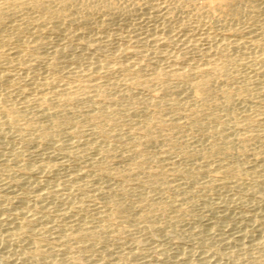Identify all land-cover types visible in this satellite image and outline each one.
<instances>
[{"label":"rangeland","instance_id":"obj_1","mask_svg":"<svg viewBox=\"0 0 264 264\" xmlns=\"http://www.w3.org/2000/svg\"><path fill=\"white\" fill-rule=\"evenodd\" d=\"M118 1L0 27V264H264V0Z\"/></svg>","mask_w":264,"mask_h":264},{"label":"bare ground","instance_id":"obj_2","mask_svg":"<svg viewBox=\"0 0 264 264\" xmlns=\"http://www.w3.org/2000/svg\"><path fill=\"white\" fill-rule=\"evenodd\" d=\"M117 2H120V1H118V0H116ZM115 0H0V27H2V26H4L5 24H6V22L8 21L9 22V20L8 19H10V17H12V16H15V15H19V14H21L22 16H23V18L25 19V21H27V22H29V24H34V26H37V25H39V24H41V23H43V22H50L49 24H50V26H56V27H63V25L66 23V21L67 20H69V21H71V19L72 18H77V19H81V20H83V19H85V17H88V16H86V15H88V14H90V13H95V12H99V11H103V10H106V12H107V9H108V12H109V9L111 8V10H113L114 9V6H115V8H118V7H116V5H115V2H116ZM131 1V0H130ZM129 1V2H130ZM136 1V0H135ZM138 2L140 1V4L142 3V5L143 4H149V5H151L150 7H154L155 9H156V11H163V12H166L167 10H170L169 9V6L171 5V3L173 4V2H174V4H175V6L174 5H171V6H173L174 8L175 7H182V6H184V3L185 2H188V1H190V0H137ZM116 2V3H117ZM122 2V1H121ZM120 2V4H121V7H119L120 8V10L121 9H123V6L125 7L126 5L123 3V2H125V1H123L122 3H123V6H122V3ZM132 2V1H131ZM191 2H192V0H191ZM136 3V2H135ZM164 3H167V4H164ZM214 3V2H213ZM220 4V3H219ZM218 4V5H219ZM118 5H119V3H118ZM117 5V6H118ZM129 5V4H128ZM167 5H169V6H167ZM217 5V6H218ZM140 6V5H139ZM186 6H188V5H186ZM112 7H113V9H112ZM147 7V6H146ZM173 7H171V9H174ZM131 8V7H130ZM184 8V7H183ZM182 8V9H183ZM125 9V8H124ZM138 9H139V7H138ZM176 9V11L175 12H177V8H175ZM179 9V8H178ZM207 9V8H206ZM117 10H119V9H117ZM187 10V9H186ZM204 10V9H203ZM125 12H126V10H124ZM128 11V10H127ZM173 11V10H172ZM209 11V10H208ZM105 12V13H106ZM119 12H121V11H119ZM125 12H123V13H125ZM144 12V11H143ZM170 12V11H169ZM173 13V12H172ZM208 13V12H207ZM96 14V13H95ZM98 14V13H97ZM113 14V13H112ZM126 14H127V12H126ZM166 14H168V13H166ZM20 15V16H21ZM110 15V14H109ZM161 15V14H160ZM170 15H174V13L173 14H170ZM206 15H209L210 16V14H206ZM215 15V14H214ZM218 15V14H217ZM217 15H215V16H217ZM90 16V15H89ZM100 16V15H99ZM103 16V15H102ZM106 16V15H105ZM113 16V15H112ZM120 16V15H119ZM203 16V15H202ZM212 16V15H211ZM92 17V16H91ZM107 17H108V15H107ZM111 16H109V18H110ZM152 17V16H151ZM15 18V17H14ZM90 18V17H89ZM98 18V17H97ZM114 18H116V16L114 17ZM172 18H174V17H172ZM77 19H75L76 20V22H77ZM106 19V18H105ZM113 19V18H112ZM121 19V18H120ZM150 19V18H149ZM11 20V19H10ZM78 20V23L81 21H79ZM146 21V20H145ZM96 22V21H95ZM109 22V21H108ZM17 23V22H16ZM15 23V24H16ZM25 23V22H24ZM47 23V24H48ZM4 24V25H3ZM28 24V23H27ZM44 24V23H43ZM87 24V23H86ZM107 24V23H106ZM121 24V23H120ZM99 25H101L100 23H99ZM109 25V24H108ZM119 25V24H118ZM147 25V24H146ZM152 25V24H151ZM157 25V24H156ZM163 25V24H162ZM6 26V25H5ZM19 26H21V25H19ZM25 26V25H24ZM41 26V25H40ZM22 27H23V25H22ZM26 28H27V26H25ZM32 27V26H31ZM100 27V26H99ZM106 27V26H105ZM132 27H133V25H132ZM136 27V26H135ZM64 28V27H63ZM97 28V27H96ZM127 28V27H126ZM161 28V27H160ZM13 29H15V28H13ZM18 29H20L21 30V28H18ZM41 29V28H40ZM54 29V28H53ZM61 29V28H60ZM69 29V28H68ZM94 29V28H93ZM98 29V28H97ZM26 30V29H25ZM24 30V31H25ZM28 30V29H27ZM35 30V29H34ZM33 30V31H34ZM39 30V29H38ZM1 31H3V30H1V28H0V32ZM59 31V30H58ZM86 31V30H85ZM18 32V30L16 29V33ZM21 32V31H20ZM36 32V31H35ZM47 32V31H46ZM54 32V31H53ZM57 32V31H56ZM165 32V31H164ZM7 33V32H6ZM19 33V32H18ZM17 33V34H18ZM30 33V32H29ZM69 33V32H68ZM78 33V32H77ZM117 33V32H116ZM151 33V32H150ZM202 33V32H201ZM2 34V32L0 33V35ZM12 34V33H11ZM20 34V33H19ZM18 34V35H19ZM21 34H22V32H21ZM70 34L72 35H74L75 33L74 32H72V30L70 31ZM69 34V35H70ZM14 35V34H13ZM64 35V34H63ZM77 35V34H76ZM1 36H3V35H1ZM12 36V35H11ZM15 36V35H14ZM13 36V37H14ZM43 36V35H42ZM68 36V35H67ZM123 36H124V34H123ZM148 36V35H147ZM156 36V35H155ZM12 37V38H13ZM21 37V36H20ZM99 37V36H98ZM157 37V36H156ZM160 37V36H159ZM207 37V36H206ZM3 38V37H2ZM8 37H6V39H7ZM19 38V37H18ZM18 38H13L14 40L15 39H18ZM22 38V37H21ZM46 38V37H45ZM201 38V37H200ZM205 38V37H204ZM5 38H4V40H6ZM36 39V38H35ZM41 39V38H40ZM116 39V38H115ZM161 39V38H160ZM3 40V39H2ZM3 40V41H4ZM7 40H9V39H7ZM7 40H6V42H7ZM10 40H11V38H10ZM14 40H12V41H14ZM21 40V39H20ZM49 40V39H48ZM67 40V39H66ZM129 40V39H128ZM185 40V39H184ZM209 40V39H208ZM12 41H10V42H12ZM18 41V40H17ZM31 41V40H30ZM60 41V40H59ZM164 41V40H163ZM227 41V40H226ZM1 42V41H0ZM16 42V41H15ZM19 42V41H18ZM23 41H20V43H18V44H20V45H24L25 43H22ZM51 42V41H50ZM2 43V42H1ZM39 43H40V41H39ZM91 43V42H90ZM236 43V42H235ZM18 44L16 45V43H15V45L16 46H18ZM93 44V43H92ZM115 44V43H114ZM118 44H119V42H118ZM237 44V43H236ZM128 45V44H127ZM130 45V44H129ZM11 46V45H10ZM131 46V45H130ZM208 46H209V44H208ZM12 47V46H11ZM13 47H15V46H13ZM73 47V46H72ZM99 47V46H98ZM121 47V46H120ZM62 47H60V49H61ZM96 48V47H95ZM130 48V47H129ZM203 48H205V47H203ZM209 48V47H208ZM214 48V47H213ZM9 49V48H8ZM56 49V48H55ZM60 49H59V52H60ZM72 49V48H71ZM99 49V48H98ZM139 49V48H138ZM215 49V48H214ZM10 50V49H9ZM54 50V49H53ZM63 50V49H62ZM136 50V49H135ZM135 50H132V49H128V48H124V49H122V52L125 54V52H133V51H135ZM4 51H5V48H4ZM29 51V50H28ZM49 51V50H48ZM67 51V50H66ZM207 51H209V50H207ZM219 50H217V52H218ZM224 51V50H223ZM6 52V51H5ZM5 52H3V49H2V47L0 46V57H1V55L4 53V54H6ZM22 52V51H21ZM204 52H206V51H204ZM210 52V51H209ZM19 53V52H18ZM27 53V52H26ZM208 53V52H207ZM220 53V52H219ZM29 54V53H28ZM205 54V53H204ZM56 55V54H55ZM216 55V54H215ZM122 56V55H121ZM3 57H4V55H3ZM115 57V56H114ZM113 57V58H114ZM5 58V57H4ZM9 58V57H8ZM16 58V57H15ZM95 58V57H94ZM97 58V57H96ZM134 58H136V57H134ZM200 58V57H199ZM22 59V58H21ZM20 59V60H21ZM1 60H2V58H1ZM103 60V59H102ZM101 60V62L103 63V61ZM108 60H110V59H108ZM215 60V59H214ZM7 61V60H6ZM16 61V60H15ZM23 61V60H22ZM96 61V60H95ZM94 61V62H95ZM123 61V60H122ZM222 61V60H221ZM107 62V61H106ZM109 62V61H108ZM131 62H134V61H131ZM203 62V61H202ZM12 63V62H11ZM52 63V62H51ZM58 63V62H57ZM56 63V64H57ZM92 63V62H91ZM118 63V62H117ZM123 63V62H122ZM140 63H142V62H140ZM215 63V62H214ZM13 64V63H12ZM29 64V63H28ZM111 64V63H110ZM109 64V65H110ZM125 64H127V63H125ZM133 65H134V63H132ZM137 64H139V62L137 61ZM136 64V65H137ZM207 64V63H206ZM210 64V63H209ZM103 65V64H102ZM105 65V64H104ZM117 65V64H116ZM121 65V64H120ZM130 65V64H129ZM132 65V66H133ZM178 65V64H177ZM203 65V64H202ZM217 65H219V63L217 64ZM223 65V64H222ZM4 66V65H3ZM2 66V67H3ZM73 66V65H72ZM88 66V65H87ZM94 66V65H93ZM99 66V65H98ZM107 66V65H106ZM111 66H113V65H111ZM110 66V68H108L107 67V69L105 70V71H107V70H112V69H114V67H111ZM126 66V65H125ZM128 66V65H127ZM126 66V67H127ZM139 66V65H138ZM196 66V65H195ZM198 66V65H197ZM206 68H205V67ZM204 66H202L203 68H198L197 67V69H195V70H189V71H186V70H184V71H180L179 73H178V76L183 80V81H185V82H189V84L190 83H193V85H194V87H196V95H202L201 97L203 98L204 96H203V94H206V93H208L207 92V90H208V84H209V81H210V73L213 71V70H217L216 69V67L217 66H214V64L212 63L211 65H204ZM220 67H221V65H219ZM94 67H96V66H94ZM100 67V66H99ZM123 67V65H121V68ZM89 68V67H88ZM87 68V69H88ZM92 68V67H91ZM104 68V67H103ZM120 68V67H119ZM125 68V67H124ZM129 68H131V67H129ZM160 68V67H159ZM175 68V67H174ZM218 68V67H217ZM73 69V68H72ZM83 69V68H82ZM86 69V70H87ZM105 69V68H104ZM127 70H128V68H126ZM136 69V68H135ZM173 69V68H172ZM222 69H223V67H222ZM80 70V69H79ZM88 70H90V68L88 69ZM87 70V71H88ZM119 70V69H118ZM131 70V69H130ZM221 69H219L218 70V72L220 71ZM121 71V70H120ZM129 71V70H128ZM128 71H127V73H128ZM156 71V70H155ZM158 71V70H157ZM160 71V70H159ZM170 71H171V69H170ZM70 72V71H69ZM83 72V71H82ZM103 72V71H102ZM109 72V71H108ZM131 72V71H130ZM129 72V73H130ZM138 72V71H137ZM85 73H88V72H85ZM98 73H101V71H99ZM116 73V72H115ZM126 73V72H125ZM155 73V72H154ZM176 73V72H175ZM215 73V72H214ZM1 74V73H0ZM5 74V73H4ZM12 74V73H11ZM90 74V73H89ZM101 74H103V73H101ZM105 74V73H104ZM131 74H133V73H131ZM163 74V73H162ZM219 74H221V72L219 73ZM7 75H9V74H7ZM14 75V74H13ZM28 75H30V74H28ZM134 75L137 77V75L135 74V72H134ZM134 75H131V76H133L134 78H136ZM151 75V74H150ZM149 75V76H150ZM164 75V74H163ZM108 76V75H107ZM127 76V75H126ZM139 76V75H138ZM145 76V75H144ZM87 77V76H86ZM92 77V76H91ZM151 77V76H150ZM156 77V76H155ZM168 77V76H167ZM29 78V77H28ZM46 78V77H45ZM83 78V77H82ZM89 78V77H88ZM132 78V77H131ZM141 78V77H140ZM18 79H19V77H18ZM22 79V78H21ZM57 79V78H56ZM102 79V78H101ZM125 79V78H124ZM133 79V78H132ZM138 79H139V77H138ZM137 78L136 79H133V82L134 83H138V80ZM144 79V78H143ZM25 80V79H24ZM46 80V79H45ZM54 80V79H53ZM126 80V79H125ZM19 81V80H18ZM31 81V80H30ZM38 81V80H37ZM106 81V80H105ZM131 81V80H130ZM144 81V80H143ZM56 82V81H55ZM125 82V81H124ZM132 82V81H131ZM132 82V83H133ZM165 82H167V81H165ZM18 83V82H17ZM80 83H82V82H80ZM126 83H127V80H126ZM140 83V82H139ZM143 83V82H142ZM164 83V82H163ZM162 83V85L164 86V84ZM22 84H23V82H22ZM74 84V83H73ZM124 84V83H123ZM48 85V84H47ZM66 85V84H65ZM83 85V84H82ZM89 85V84H88ZM118 85V84H117ZM168 85V84H167ZM166 85V88H169L168 86ZM91 86H93V85H91ZM67 87H69V86H67ZM77 87V86H76ZM79 87H80V85H79ZM78 87V88H79ZM152 87V86H151ZM2 88V87H1ZM10 88V87H9ZM42 88V87H41ZM83 88V87H82ZM85 88V87H84ZM128 88V87H127ZM162 88V87H161ZM164 88V87H163ZM166 88H165V90H166ZM93 89V88H92ZM96 89V88H95ZM150 89V88H149ZM26 90V89H25ZM55 90V89H54ZM70 90V89H69ZM72 90V89H71ZM77 90V89H76ZM99 90V89H98ZM210 90V89H209ZM41 91V90H40ZM44 91V90H43ZM130 91V90H129ZM194 91H195V88H194ZM13 92V91H12ZM19 92V91H18ZM77 92V91H76ZM100 92V91H99ZM52 93V92H51ZM64 93V92H63ZM73 93V92H72ZM88 93V92H87ZM123 93V92H122ZM63 95V94H62ZM65 95V94H64ZM85 95V94H84ZM198 95V96H199ZM93 96V95H92ZM112 96V95H111ZM42 97V96H41ZM55 97V96H54ZM67 97H69V96H67ZM71 97V96H70ZM200 97V96H199ZM58 98V97H57ZM56 98V99H57ZM182 98V97H181ZM28 99V98H27ZM32 99V98H31ZM43 99V98H42ZM48 99V98H47ZM73 98H71V100H72ZM156 99V98H155ZM201 99V98H200ZM92 100H94V99H92ZM91 100V101H92ZM141 100V99H140ZM186 100V99H185ZM203 100V99H202ZM51 101V100H50ZM66 101V100H65ZM150 101H152V100H150ZM227 101V100H226ZM27 102V101H26ZM116 102V101H115ZM4 103V102H3ZM16 103V102H15ZM58 103V102H57ZM64 103V102H63ZM20 104V103H19ZM43 104V103H42ZM92 104V103H91ZM161 104V103H160ZM170 104V103H169ZM186 104V103H185ZM3 105V104H2ZM45 105V104H44ZM103 105V104H102ZM179 105V104H178ZM49 106V105H48ZM62 106V105H61ZM6 107V106H5ZM13 107L14 106H12V108L11 109H13ZM52 107V106H51ZM59 107V106H58ZM151 107V106H150ZM169 107V106H168ZM181 107V106H180ZM2 108V107H1ZM4 108V107H3ZM2 108V109H3ZM34 108V107H33ZM68 108V107H67ZM103 108V107H102ZM108 108V107H107ZM106 108V109H107ZM119 108V107H118ZM187 108V107H186ZM197 108V107H196ZM199 108V107H198ZM104 109V108H103ZM103 109H102V113L104 112L103 111ZM4 110V109H3ZM15 110V109H14ZM16 110H18V109H16ZM23 110V109H22ZM72 110V109H71ZM197 110V109H196ZM69 111V110H68ZM73 111V110H72ZM106 111V110H105ZM109 111V110H108ZM113 111V110H112ZM149 111V110H148ZM12 112V111H11ZM20 112V111H19ZM23 112V111H22ZM28 112V111H27ZM40 112V111H39ZM70 112V111H69ZM80 112H81V110H80ZM94 112V111H93ZM96 112V111H95ZM111 112V111H110ZM183 112V111H182ZM196 112V111H195ZM82 113V112H81ZM104 113H106V112H104ZM103 113V114H104ZM109 113V112H108ZM146 113V112H145ZM13 114H14V111H13ZM40 114V113H39ZM103 114H99V115H103ZM112 114V113H111ZM122 114V113H121ZM186 114V113H185ZM15 115H18L17 113L15 114ZM107 115H109V114H107ZM183 115V114H182ZM213 115V114H212ZM10 116H11V113H10ZM38 116V115H37ZM21 117H22V115H21ZM108 117V116H107ZM181 117V116H180ZM5 118V117H4ZM34 118V117H33ZM38 118V117H37ZM110 118V117H109ZM108 118V119H109ZM115 118V117H114ZM18 119V118H17ZM64 119V118H63ZM9 120V119H8ZM105 120V119H104ZM57 121V120H56ZM156 121V120H155ZM60 122V121H59ZM152 121L151 120H148L147 121V124H148V126L150 125V124H152L151 123ZM53 123H55V120H54V122ZM57 123V122H56ZM28 124V123H27ZM58 124H60V123H58ZM99 124V123H98ZM147 124H145V126H143V127H145L146 129H143V132L146 134L149 130H151L150 128L148 129L147 127L148 126H146ZM54 125V124H53ZM160 125V124H159ZM40 126V125H39ZM41 127H47V125L46 126H41ZM155 127V126H154ZM44 129V128H43ZM216 129H218V128H216ZM215 129V130H216ZM45 130V129H44ZM73 130V129H72ZM76 130V129H75ZM78 130V129H77ZM69 131V130H68ZM217 131V130H216ZM120 132V131H119ZM149 132H151V131H149ZM72 133V132H71ZM108 133V132H107ZM113 133V132H112ZM112 133H110L111 135H113ZM125 133V132H124ZM130 133V132H129ZM221 133V132H220ZM74 134V133H73ZM77 134V133H76ZM83 134V133H82ZM128 134V133H127ZM218 134V133H217ZM119 135V134H118ZM149 135V134H148ZM127 136V135H126ZM220 136V135H219ZM110 137H112V136H110ZM145 137V136H144ZM109 138V137H108ZM128 138V137H127ZM122 139H124V138H122ZM74 140V139H73ZM113 140V139H112ZM131 141V140H130ZM117 142V141H116ZM125 142V141H124ZM210 143V142H209ZM124 144V143H123ZM128 146V145H127ZM132 146V145H131ZM175 146V145H174ZM218 146H219V144H218ZM126 147V146H125ZM109 148V147H108ZM112 148V147H111ZM107 149V148H106ZM127 150V149H126ZM129 150V149H128ZM133 152H135V151H133ZM210 152V151H209ZM103 153V152H102ZM122 153V152H121ZM126 154V153H125ZM73 155V154H72ZM102 155V154H101ZM121 155V154H120ZM95 158V157H94ZM143 158V157H142ZM42 162V161H41ZM103 162V161H102ZM105 163V162H104ZM144 163V162H143ZM169 163V162H168ZM171 163V162H170ZM88 164V163H87ZM94 165V164H93ZM92 165V166H93ZM141 165V164H140ZM140 165H139V167H140ZM97 166V165H96ZM123 166V165H122ZM144 166V165H143ZM89 167V166H88ZM124 167V166H123ZM41 168V167H40ZM133 168V167H132ZM145 168V167H144ZM110 169V168H109ZM116 169V168H115ZM127 170V169H126ZM176 170V169H175ZM111 171V170H110ZM115 171V170H114ZM119 171V170H118ZM82 172V171H81ZM126 172V171H125ZM160 172V171H159ZM113 173H115V172H113ZM123 173V172H122ZM178 173V172H177ZM77 174V173H76ZM82 174H83V172H82ZM121 174V173H120ZM163 174V173H162ZM131 175V174H130ZM90 179V178H89ZM106 179V178H105ZM108 179V178H107ZM86 180V179H85ZM165 180V179H164ZM109 181V180H108ZM132 181V180H131ZM130 182V181H129ZM164 182V181H163ZM109 183V182H108ZM158 183V182H157ZM101 184V183H100ZM89 185V184H88ZM87 185V186H88ZM92 186V185H91ZM100 186V185H99ZM89 187V186H88ZM120 187V186H119ZM93 188V187H92ZM98 188V187H97ZM121 189H123V188H121ZM92 191V190H91ZM129 191V190H128ZM98 192V191H97ZM50 193V192H49ZM113 193V192H112ZM87 195V194H86ZM85 195V196H86ZM91 195V194H90ZM89 195V196H90ZM11 196V195H10ZM9 196V197H10ZM12 198V197H11ZM85 198V197H84ZM83 199V198H82ZM15 200V199H14ZM80 200V199H79ZM112 200V199H111ZM118 200V199H117ZM146 201V200H145ZM153 201V200H152ZM103 202V201H102ZM116 202V201H115ZM118 203H119V201H117ZM144 202V201H143ZM85 203V202H84ZM118 203H117V205H118ZM149 203V202H148ZM156 203V202H155ZM105 204V203H104ZM114 204V203H113ZM154 204V203H153ZM157 204V203H156ZM90 205V204H89ZM95 205V204H94ZM115 205V204H114ZM113 205V206H114ZM120 205V204H119ZM153 206V205H152ZM83 207V206H82ZM94 207V206H93ZM124 207V206H123ZM116 208V207H115ZM65 209V208H64ZM69 209V208H68ZM108 209V208H107ZM114 209V208H113ZM157 209V208H156ZM110 210V209H109ZM100 211V210H99ZM22 212V211H21ZM106 213V212H105ZM24 214H26V213H24ZM76 214V213H75ZM29 215V214H28ZM97 215V214H96ZM108 215V214H107ZM40 216V215H39ZM77 216V215H76ZM99 216V215H98ZM27 217V216H26ZM91 217V216H90ZM58 218V217H57ZM60 218V217H59ZM9 219V218H8ZM98 219V218H97ZM76 220V219H75ZM94 220V219H93ZM43 221V220H42ZM60 221V220H59ZM91 221H92V218H91ZM97 221V220H96ZM74 222V221H73ZM109 222V221H108ZM23 223V222H22ZM54 223H55V221H54ZM83 223V222H82ZM87 223V222H86ZM98 224V223H97ZM48 225V224H47ZM82 225V224H81ZM103 225V224H102ZM102 225H100V226H102ZM45 226V225H44ZM64 226V225H63ZM72 226H74V225H72ZM57 227V226H56ZM82 227V226H81ZM92 228V227H91ZM99 228H101V227H99ZM105 228V227H104ZM74 229V228H73ZM86 229V228H85ZM73 231V230H72ZM9 233V232H8ZM7 233V234H8ZM71 235V234H70ZM96 235V234H95ZM68 236H69V234H68ZM40 237V236H39ZM36 248V247H35ZM39 248V247H38Z\"/></svg>","mask_w":264,"mask_h":264}]
</instances>
